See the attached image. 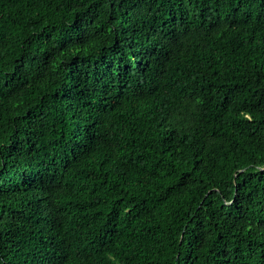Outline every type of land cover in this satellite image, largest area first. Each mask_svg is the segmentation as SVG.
Masks as SVG:
<instances>
[{
    "label": "trees",
    "instance_id": "1",
    "mask_svg": "<svg viewBox=\"0 0 264 264\" xmlns=\"http://www.w3.org/2000/svg\"><path fill=\"white\" fill-rule=\"evenodd\" d=\"M0 264H264V0H0Z\"/></svg>",
    "mask_w": 264,
    "mask_h": 264
}]
</instances>
